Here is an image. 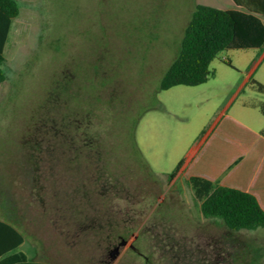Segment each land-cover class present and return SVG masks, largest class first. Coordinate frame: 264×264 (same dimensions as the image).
<instances>
[{
  "label": "rangeland",
  "instance_id": "374dc122",
  "mask_svg": "<svg viewBox=\"0 0 264 264\" xmlns=\"http://www.w3.org/2000/svg\"><path fill=\"white\" fill-rule=\"evenodd\" d=\"M17 1L0 83V218L24 234L28 256L256 264L246 246L264 227L232 230L205 217L181 167L168 175L225 108L264 135V92L252 83L264 84V46L223 49L207 81L159 88L195 6L240 7Z\"/></svg>",
  "mask_w": 264,
  "mask_h": 264
},
{
  "label": "trees",
  "instance_id": "16d2710c",
  "mask_svg": "<svg viewBox=\"0 0 264 264\" xmlns=\"http://www.w3.org/2000/svg\"><path fill=\"white\" fill-rule=\"evenodd\" d=\"M233 1L240 8H219L203 3L195 6L184 27L179 51L160 80V89L207 81L213 74L209 64L223 49L264 46V0ZM19 11L17 0H0V83L5 79L2 67L5 46ZM252 83L264 92L263 83L255 79ZM182 162L168 175L169 179L175 176ZM186 181L205 217L219 218L232 230L264 226V209L252 193L199 175H191ZM24 240V234L16 225L0 218V264H50L45 260H29L19 249Z\"/></svg>",
  "mask_w": 264,
  "mask_h": 264
},
{
  "label": "crops",
  "instance_id": "0c3cea01",
  "mask_svg": "<svg viewBox=\"0 0 264 264\" xmlns=\"http://www.w3.org/2000/svg\"><path fill=\"white\" fill-rule=\"evenodd\" d=\"M243 120L248 121L249 118L244 115L243 118L238 117L223 109L202 139L192 145L179 174L185 172V179L191 175L203 176L250 192L264 209V135ZM247 244L248 256H253L256 264H261L260 260H264V235H257ZM21 245L19 249L24 251ZM28 259L42 260L29 256Z\"/></svg>",
  "mask_w": 264,
  "mask_h": 264
},
{
  "label": "flooded vegetation",
  "instance_id": "af4514ba",
  "mask_svg": "<svg viewBox=\"0 0 264 264\" xmlns=\"http://www.w3.org/2000/svg\"><path fill=\"white\" fill-rule=\"evenodd\" d=\"M64 126V125H63ZM62 126V127H63ZM120 244H129L130 247H133V244L132 243H128L124 238H121L120 240Z\"/></svg>",
  "mask_w": 264,
  "mask_h": 264
}]
</instances>
